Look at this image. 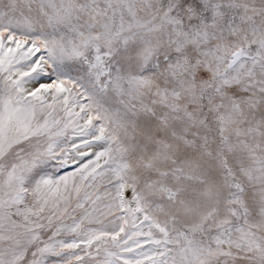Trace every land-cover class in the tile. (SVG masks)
Here are the masks:
<instances>
[{
  "label": "snow or ice",
  "instance_id": "1",
  "mask_svg": "<svg viewBox=\"0 0 264 264\" xmlns=\"http://www.w3.org/2000/svg\"><path fill=\"white\" fill-rule=\"evenodd\" d=\"M0 264H264V0H0Z\"/></svg>",
  "mask_w": 264,
  "mask_h": 264
}]
</instances>
